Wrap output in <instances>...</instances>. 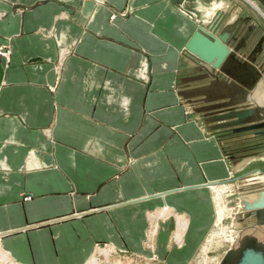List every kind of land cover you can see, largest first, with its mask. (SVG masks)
Returning <instances> with one entry per match:
<instances>
[{"label":"crops","instance_id":"0c3cea01","mask_svg":"<svg viewBox=\"0 0 264 264\" xmlns=\"http://www.w3.org/2000/svg\"><path fill=\"white\" fill-rule=\"evenodd\" d=\"M209 2L0 0V248L13 261L86 264L107 242L192 262L213 185L232 176L181 94L183 46ZM163 206L174 215L150 250L147 216ZM175 214L189 222L182 248L168 244Z\"/></svg>","mask_w":264,"mask_h":264},{"label":"water","instance_id":"95a60500","mask_svg":"<svg viewBox=\"0 0 264 264\" xmlns=\"http://www.w3.org/2000/svg\"><path fill=\"white\" fill-rule=\"evenodd\" d=\"M264 10V0H255ZM232 2L239 5L232 12ZM246 10V16L237 12ZM183 46L181 94L219 140L237 187L231 240L217 264H264V22L243 0H211ZM213 16V17H212ZM4 68L0 60V85Z\"/></svg>","mask_w":264,"mask_h":264},{"label":"rangeland","instance_id":"374dc122","mask_svg":"<svg viewBox=\"0 0 264 264\" xmlns=\"http://www.w3.org/2000/svg\"><path fill=\"white\" fill-rule=\"evenodd\" d=\"M227 173H228V171H227ZM233 176H236V175L232 174V176H227V178H225V179L232 178ZM243 182H244V178H237V179H232L229 182L228 181L222 182L225 185H227V188H226L227 191L225 190L224 193L218 194L217 195L218 200H216L214 198V202H215L216 205L219 204L222 207L225 204L226 207H227L226 209L229 210L230 213H229V216H228V214H226V217L223 218L222 224H220L217 227L214 224L212 225L213 226V229H212L213 233L216 232V230L219 233H225V232L227 233L228 232L229 227H230V222H231L232 218L236 216L234 214V212H235V209H236L235 208V203H236V200H237V193H238L237 187L240 186ZM213 195L215 196L214 192H213ZM216 211H217V206H216ZM215 216H216L215 217V222H217L216 221V219L218 218L217 212L215 213ZM173 229H174V221H173L172 229L170 230V232L173 233L174 232ZM211 235L212 234L210 232V234L207 236L206 240H204L203 244L200 246V249H199L198 253L194 256V258L192 259V262L190 264H216L217 261L219 260V258H221V256L223 255L224 251L227 249V247L229 245V241L228 240H221L219 244H217V242H216L214 245L211 246L210 242H207L210 239ZM154 241L155 240L147 241V239H146L145 240V243H146L145 247H147V244H148L147 248H150L151 246H153ZM150 242H151V244H149ZM99 244L101 245V247H105V246H108L109 244H112V243L99 242ZM168 244H172V245L176 244L174 242V239H171L170 236L168 238ZM112 245H114V244H112ZM183 246H184V243H183L182 246H180L178 248H182ZM95 247H96V245L94 246V253L93 254H95V250H96ZM115 247L116 246L114 245V248ZM105 248H107V247H105ZM116 249H118L119 252L117 251L116 255L113 254V256L110 257L109 261H107L102 254H99L98 258L100 259V261L102 260L100 263H102V264H112V262H114V261L117 262L118 260L120 262H122V264H134V263H138V261L141 262V260L144 261V262H149L150 263L152 261L157 262V259H158V257L155 254H153V251H150V252H152L151 256H148L146 254L145 255L142 254V255L137 256V255H133V254L131 255L128 251L124 250L123 248H122L123 250L120 249V248H117V247H116ZM150 250H151V248H150Z\"/></svg>","mask_w":264,"mask_h":264},{"label":"bare ground","instance_id":"6f19581e","mask_svg":"<svg viewBox=\"0 0 264 264\" xmlns=\"http://www.w3.org/2000/svg\"><path fill=\"white\" fill-rule=\"evenodd\" d=\"M243 1L252 10H254L260 16L261 22H264V10L261 8V6L255 0H246V1L243 0ZM115 15H116L115 13H112L110 18L111 19H114L115 18ZM64 53L65 52L62 51V55H65ZM230 172H231V170H230ZM231 174H232V172H231ZM222 182H225V181H222ZM222 182H217L216 183V184H220L221 183V185H213L212 190H213V192L215 194V196L214 195L213 196H214V198L216 200H218L217 195L224 193L225 190H226V188H227V185H225ZM216 206H217V211L216 212L218 214V218L216 219L217 222H214V225L217 227L220 224H222V220H223V218L226 217V214H228V216H229L230 211L226 209L227 207H226L225 204L223 205V207L220 206L219 204H217ZM171 215L172 216L174 215V211L172 209L168 208L167 206H163V209L148 214L147 217H148V220H149L150 227H149V230L147 231V236H146L147 241H153L154 240L153 238H155L156 226H157L158 218L164 220V222H165L167 219L170 218ZM177 215L178 214H175V216L172 217L175 220V222H176V228L174 229V232L171 233V239H174V242L176 243L177 247H180L184 243V237H185L186 231L188 229V223L189 222L186 221L185 219H182L181 216H177ZM225 233H219L217 230H216V232L213 233V230H212L211 231V234L212 235L210 236V239L207 242H210V245L211 246L214 245L216 242H217V244H219L221 240H228L230 242L231 237L229 236V233L228 232L226 234ZM0 235H1V233H0ZM149 244H151V242ZM95 245H96V247H95V249H96L95 250V254L92 255V257L89 259V261H87L86 264H102V263H100L102 260L100 261V259L98 258V255L99 254H102L107 261L110 260V257L113 256V254H115V255L117 254L118 249H116V247L114 248V245H112V244H109L108 246H105L107 248L101 247V245L99 243H97ZM147 247H148V244H147ZM152 247H154V246H151L150 248H152ZM137 256H139V255H137ZM219 260H220V258H219ZM219 260L217 261V263L219 262ZM114 262H112V264H122V262H120L119 260L117 262H115V263ZM0 264H18V263L15 262V261H13L0 248Z\"/></svg>","mask_w":264,"mask_h":264},{"label":"built area","instance_id":"2783aa9c","mask_svg":"<svg viewBox=\"0 0 264 264\" xmlns=\"http://www.w3.org/2000/svg\"><path fill=\"white\" fill-rule=\"evenodd\" d=\"M9 53H10L9 48H7V47L4 48V47L0 46V56L6 58V57H8Z\"/></svg>","mask_w":264,"mask_h":264},{"label":"flooded vegetation","instance_id":"af4514ba","mask_svg":"<svg viewBox=\"0 0 264 264\" xmlns=\"http://www.w3.org/2000/svg\"><path fill=\"white\" fill-rule=\"evenodd\" d=\"M247 14H248V13H247ZM247 14L243 15V17L246 16ZM262 33H264V30H261V31H260V34H262Z\"/></svg>","mask_w":264,"mask_h":264}]
</instances>
